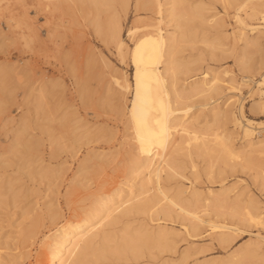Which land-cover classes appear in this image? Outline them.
<instances>
[{
    "label": "rangeland",
    "instance_id": "374dc122",
    "mask_svg": "<svg viewBox=\"0 0 264 264\" xmlns=\"http://www.w3.org/2000/svg\"><path fill=\"white\" fill-rule=\"evenodd\" d=\"M121 1L107 0L112 5L110 10L105 4L103 11L98 12L94 6L80 5L76 0H51L52 4L0 0V262L3 264H44L51 242L48 234L61 224L85 217L98 198L120 186L139 184L145 176L136 168V140L128 113L133 91L122 92L113 81V75L123 72L132 82L134 66L128 56L123 59L119 55L107 24L119 15L125 41L132 47L140 29L134 36H128L129 30L135 25L143 26L149 17H155V12L143 5L137 8L138 0H130L125 13ZM163 2L164 8H168L171 0ZM184 5H194L208 21L202 22L198 17L182 25L186 35L194 34L193 39L188 37L191 39L180 45L178 59L189 63L193 78L207 70L219 72L223 84L231 77L241 81L244 72L237 54L243 42L238 41V47H233L235 35L241 32L234 9L224 0H184ZM115 8L118 14L114 16ZM215 12H220L218 18H213ZM97 13L104 26L100 34L91 21ZM33 26L38 39L42 36L43 40L29 41ZM162 27L167 33L178 34L176 22L168 18ZM203 39L217 45L207 44ZM250 52V61L254 63L259 55L253 48ZM250 86L242 90L244 111L249 117L264 120V109L257 106V97L249 91ZM224 88L212 97L188 101L189 113L199 125L212 124V108L222 111L232 108L227 105L229 93ZM222 127L232 134L234 145L242 143L243 138L229 119L223 121ZM187 146L184 144L174 154L182 166L179 171L186 178L162 174L170 192L185 189L183 196H186L191 186L204 195L212 190L224 194L227 206L236 199L245 203L251 197L258 211H264V185L256 168L219 161L209 176V158L195 151L189 156ZM191 157L198 177L193 175ZM224 216L239 227L226 240L211 234L207 227L200 232L186 228L189 220L176 211L168 217L150 218L147 213L122 217L115 226L118 234L126 226L132 230L164 231L166 246L161 250L145 249L139 258L128 256L114 263L264 264V229L241 216L229 213ZM253 246L258 248L255 256L230 262Z\"/></svg>",
    "mask_w": 264,
    "mask_h": 264
},
{
    "label": "bare ground",
    "instance_id": "6f19581e",
    "mask_svg": "<svg viewBox=\"0 0 264 264\" xmlns=\"http://www.w3.org/2000/svg\"><path fill=\"white\" fill-rule=\"evenodd\" d=\"M37 1L51 3V0ZM76 1L80 5L94 6L98 12L102 10V5H108L107 0ZM224 1L234 9V18L240 25L241 32H237L238 36L235 35L233 47L238 45V41L243 42L237 59L244 72L241 81L231 77L226 84H223L224 80L217 71L210 73L205 70L201 76L193 78L195 74L190 73L189 63L177 57L180 45L194 34L186 35L182 25L198 17L202 22L208 21L206 16H201L195 10L194 5L188 7L184 5V0H171L168 8H164L163 0H138L135 3L137 8L143 5L151 12L154 11L155 17H149L150 20L143 26L135 25L129 30L128 36H134L140 29L132 47L125 41L123 23L117 15L118 10L115 11L117 8L114 9L113 15L117 16H110L113 19L108 21L107 28L119 55L123 59L129 57L134 66V76L131 82L125 73L120 72L113 75V81L122 92L133 91L128 113L136 140V168L142 170L145 176L139 184L120 186L98 198L85 217L61 224L48 234L51 242L48 244L49 256L44 264H107L108 260V264H115L117 260L127 259L128 256L139 258L143 256L145 249L164 248L167 240L164 231L143 228L132 230L126 226L120 234L116 232L115 226L119 219L133 213H147L152 218L154 215L168 217L176 211L189 220L186 228L200 232L207 227L211 234L220 235L221 240H226L227 235L239 229L237 224L224 216L225 213L241 216L264 229V211H258L251 197L245 203L241 204L236 199L232 205L227 206L224 194L208 190L204 195L195 186H191V191L183 196L185 189L177 188L170 192L163 182V172H167L170 177L177 175L186 178L179 171L182 166L174 158V154L187 144L189 156L195 151L198 155L209 158V176L212 175L214 164L219 161L225 165L240 163L256 168L264 185V120L249 117L244 111L242 98L244 86L251 85L249 91L257 97V106L264 109V0ZM108 6L107 9L110 10L112 5ZM120 7L127 13L130 0H122ZM219 13L215 12L213 18H218ZM98 14L91 21L100 34L104 31V26ZM167 18L176 22L178 34L164 31L162 24ZM37 34L34 26L30 28L29 41H40L42 36L38 39ZM208 40L203 39L207 44L217 45ZM252 48L259 55L254 63L250 61ZM180 74L183 75L181 79L178 78ZM222 87L229 93L227 105L231 104L232 108L226 107L223 111L212 108V124L199 125L189 113L191 105L188 101L195 97H212ZM183 104L186 105L182 106ZM225 119H229L243 138L240 145H234L232 134L222 127ZM191 163L193 175L198 177V169L192 157ZM223 208L227 211H223ZM257 250L254 246L248 247L230 262L236 263L243 257L255 256ZM164 264L169 263L166 261Z\"/></svg>",
    "mask_w": 264,
    "mask_h": 264
}]
</instances>
